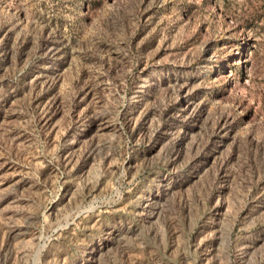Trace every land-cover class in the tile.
Masks as SVG:
<instances>
[{
	"label": "rangeland",
	"instance_id": "rangeland-1",
	"mask_svg": "<svg viewBox=\"0 0 264 264\" xmlns=\"http://www.w3.org/2000/svg\"><path fill=\"white\" fill-rule=\"evenodd\" d=\"M0 264H264V0H0Z\"/></svg>",
	"mask_w": 264,
	"mask_h": 264
},
{
	"label": "trees",
	"instance_id": "trees-1",
	"mask_svg": "<svg viewBox=\"0 0 264 264\" xmlns=\"http://www.w3.org/2000/svg\"><path fill=\"white\" fill-rule=\"evenodd\" d=\"M129 80H131V78H127V79H126L127 82L125 83V91L128 89V85H127V84H128V81H129Z\"/></svg>",
	"mask_w": 264,
	"mask_h": 264
}]
</instances>
